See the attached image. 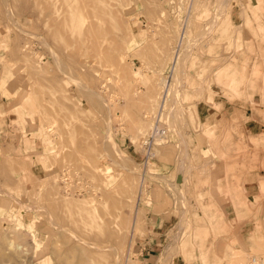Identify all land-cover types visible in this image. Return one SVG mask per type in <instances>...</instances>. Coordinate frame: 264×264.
<instances>
[{"label":"rangeland","instance_id":"374dc122","mask_svg":"<svg viewBox=\"0 0 264 264\" xmlns=\"http://www.w3.org/2000/svg\"><path fill=\"white\" fill-rule=\"evenodd\" d=\"M219 1L0 0V264H126L128 256L131 264L264 263V211L252 213L264 186L255 202L237 186L253 174L264 182L258 141L234 142L233 155L210 153L228 146L225 104L251 97L245 81H264L253 72L263 66L264 37L239 10L253 17L260 2L263 19L264 0ZM184 22L170 114L152 128ZM95 23L105 30L98 54L81 47ZM221 69L236 74V92L217 84ZM215 159L224 165L215 169ZM210 179L232 186L228 215Z\"/></svg>","mask_w":264,"mask_h":264},{"label":"crops","instance_id":"0c3cea01","mask_svg":"<svg viewBox=\"0 0 264 264\" xmlns=\"http://www.w3.org/2000/svg\"><path fill=\"white\" fill-rule=\"evenodd\" d=\"M257 9L256 11L254 10V14L253 17L251 15L250 12H248L247 8L245 10H240V16H241V23H244V21H247L248 19H252L255 22L252 23V27H254L253 32L255 33L256 36H258L257 39H262L264 37V18L260 19L258 16L260 9H261V4L260 2H254L252 3ZM251 4V5H252ZM264 11V8H262ZM264 13V12H263ZM262 13V14H263ZM260 14V16L262 17L263 15ZM252 17V18H251ZM259 21V22H258ZM258 28V30H257ZM260 42V41H259ZM259 58L263 59V66L259 67V68H254L253 72L264 76V54H260L258 55ZM232 77L230 79V81L228 83H223L221 84V86L227 88L228 90H230L231 92H236L237 91V77L235 76L236 74L231 73ZM250 80H247V83L244 82V87L241 90V86H238V91H242L243 95L246 92H249L250 94V98H244V97H238L235 101L231 102V103H226V107L230 108V110L226 113V115H224V121H222V123H225L226 126H222V130L221 135L222 137H226L227 138V143L228 146L226 145H222V147H216V148H220L216 149L215 147H211L210 148V153L211 151H213V153L215 154H226V155H233V150L230 148V146L233 147V143L236 142H242L248 144H252V140L254 141L255 139L258 141L257 147H255L256 149V155H257V159L258 161L256 162V166L257 163L259 164V159H262V157L264 156V81L261 82V78H253L252 83H248ZM210 105H208L209 107ZM211 107V106H210ZM213 112L207 111L206 114H208L206 117H208V121L211 124H214L216 122V119H218V117H216L214 115ZM236 114V127H237V131L236 133H232L230 132L229 126L228 124H232L233 120H232V115ZM234 117V116H233ZM196 119V116L192 118ZM191 120V121H192ZM197 120L199 122L198 116H197ZM228 131L230 133L224 134V132ZM204 131L207 132L208 129L204 128ZM208 134H210L209 132H207ZM224 134V135H223ZM216 135V134H215ZM220 136V138H222ZM231 141H229V140ZM231 144V145H230ZM227 147V148H226ZM248 148H251V146H248ZM214 162H216V167L218 169V165L222 166L224 165V160H214ZM260 165V164H259ZM211 166V165H210ZM259 167V166H258ZM213 169V166H211V170ZM210 170V168H209ZM256 170V169H254ZM258 171L261 172L262 175H264V168H258ZM180 171H177L176 174H179ZM175 174V176H176ZM254 178L251 181H246L243 180L241 183H238V187H241V192L242 195H240V197H242V200L244 198H246V200H248L249 202H251V200L253 202L254 199L253 197L258 195L259 196V188H261L262 182H257V179L255 178V174H253ZM214 180L210 179L208 182L210 183V185H208L212 191V199L215 200V202H217L218 204L221 205V211L223 212L224 215H228V213H231L233 208L231 206V203H235V198L233 197V195H231V197L229 196V188L232 186H229V182H212ZM176 182L177 185H180L179 182ZM228 188V190H227ZM224 189V190H223ZM221 191L220 194L217 191ZM239 194V193H238ZM244 196V197H243ZM245 200V199H244ZM259 200V199H258ZM259 202V201H258ZM261 204L258 208L255 209V206L253 207V212L255 213L256 211H258V216L261 218L262 213L264 211V198L262 199V201H260ZM257 203V202H256ZM254 203V204H256ZM225 204V205H224ZM259 204V203H258ZM263 210V211H262ZM156 214V213H155ZM234 216L232 215L230 218H233Z\"/></svg>","mask_w":264,"mask_h":264},{"label":"bare ground","instance_id":"6f19581e","mask_svg":"<svg viewBox=\"0 0 264 264\" xmlns=\"http://www.w3.org/2000/svg\"><path fill=\"white\" fill-rule=\"evenodd\" d=\"M226 0H221V2H220V4L221 5H223L224 3H225V5H226V3H227V5H228V2L226 1ZM219 4V6H221ZM82 6H83V4H82ZM84 7V6H83ZM82 7V8H83ZM224 7V6H223ZM79 8V7H78ZM84 9V8H83ZM222 9V8H221ZM79 11V10H78ZM78 13L79 12H77V14L76 15H78ZM83 13H85L86 14V12H83ZM81 14V13H80ZM72 15V17H75L76 15H73V13L71 14ZM89 15V14H88ZM95 16H96V14H95ZM79 17V16H78ZM85 18H87V17H85ZM88 19V18H87ZM89 21V20H88ZM63 22V21H62ZM82 22H83V20H82ZM91 22V21H90ZM92 23V22H91ZM77 25V24H76ZM68 27V26H67ZM86 28V27H85ZM84 28V29H85ZM107 28V27H106ZM182 29H181V32H180V34H179V36L177 37V40H176V43H175V45L172 47V49H170L171 50V53H170V55H169V58H168V61H167V69H168V71H170L169 72V74H167V76L166 77H164V78H162V81H161V84H162V91H161V93H160V95L158 96V101L156 102L157 103V109H156V113H155V117H154V119H153V125H152V128L154 127V126H156L157 127V124L159 125V123H162L163 122V119L165 120V118H167V117H165L166 115H169L170 114V109H169V111H167V103H168V101H169V92H170V90H171V88L173 89V86L174 85H177V83H179L178 81V77H177V75H178V72H179V64H180V59H181V56H182V51H185V50H183V48H182V44H183V42L184 41H186V33H187V22H184L183 23V26L181 27ZM66 31V30H65ZM77 31V30H76ZM102 31H105V30H103L102 29V27L100 26V25H98V24H93V26H88L84 31H83V35H82V33H81V36H82V41H81V47L83 48V49H85V48H87V49H89L88 50V53H90L89 51H90V49L92 50V51H94V52H96L97 54L98 53H101L100 52V42H101V40L103 39V37H104V35H103V33H102ZM78 37V36H77ZM188 41V40H187ZM65 42V41H64ZM77 42V41H76ZM187 43V42H186ZM186 46V45H185ZM186 48H187V46H186ZM86 49V50H87ZM161 50V49H160ZM84 51V50H83ZM82 51V52H83ZM157 52V51H156ZM85 53V55L87 56V51H85L84 52ZM169 53V52H168ZM37 55V54H36ZM85 55H84V57H85ZM104 55H105V53H104ZM103 55V56H104ZM98 56V55H97ZM102 56V55H101ZM106 56L107 57H110V56H112V53H109V52H106ZM106 56H104V57H106ZM37 57V56H36ZM82 57H83V55H82ZM96 59V58H95ZM113 59H114V57H113ZM37 61H39V62H41V61H43V56H41L40 54H38V59H37ZM226 72H224V69H221V70H219V72L216 74V82H217V84L218 85H220L221 86V84H225L226 82H228L229 80H230V78H229V74L227 75V74H225ZM101 82V81H100ZM99 86H101V84L99 85ZM101 89V91H103L102 90V88H100ZM95 93V92H94ZM104 93V92H103ZM96 94V93H95ZM27 95V94H26ZM109 98V96L107 97V99ZM113 100V99H112ZM46 102V101H45ZM108 102H111L110 101V99H109V101ZM111 103H109V105H110ZM174 106V105H173ZM172 106V107H173ZM59 107V106H58ZM173 109V108H172ZM23 114V113H22ZM52 115V114H51ZM48 117V116H47ZM54 117V116H53ZM165 117V118H164ZM166 122V121H165ZM42 125V124H41ZM164 126H166V125H164ZM42 127V126H41ZM163 127V126H162ZM139 129V128H138ZM158 129V128H157ZM42 130V129H41ZM46 130H47V128H46ZM50 130V129H49ZM153 130V129H152ZM159 131V130H158ZM42 132V131H41ZM151 134V133H150ZM48 135V134H47ZM152 136L153 135H156V134H151ZM46 137V136H45ZM48 138V137H47ZM146 138V137H145ZM161 138V137H160ZM159 138V139H160ZM152 139H153V137H152ZM151 139V140H152ZM49 141H51V140H49ZM159 141V140H158ZM152 142V141H151ZM151 142H150V144H149V146H148V150L149 151H147L148 153L147 154H145V158H144V160L142 159V161H143V165L144 166H146V164H147V162L149 161V159H151L152 157H153V154H152V152L154 151V149L152 150V145H151ZM161 142V141H160ZM183 142V141H182ZM148 145V143H146V139H143V148H144V146H147ZM183 148V147H182ZM180 149V148H179ZM183 150V149H182ZM145 152H144V149H143V154H144ZM182 157H185V153H184V151H182ZM64 168V167H63ZM67 168V167H66ZM64 170V169H63ZM71 174V173H70ZM65 175V174H64ZM54 176V175H53ZM63 175H61V177H62ZM53 178V177H52ZM54 178H56V177H54ZM59 179H60V177H59ZM62 179V178H61ZM60 179V180H61ZM64 179V178H63ZM69 180H70V177H69ZM72 180V179H71ZM63 184H65V183H63ZM67 184H69V183H67ZM64 186V185H63ZM66 186V185H65ZM71 186V185H70ZM62 187V186H61ZM141 187H142V185H141ZM63 190V192L64 191H66V190H64V189H62ZM86 190V189H85ZM69 191V190H68ZM69 197V196H68ZM70 198V197H69ZM64 200H65V197H64ZM69 200V199H68ZM66 202V201H65ZM69 203V202H68ZM135 211H137V210H135ZM136 213V212H135ZM136 215V214H135ZM133 230V229H132ZM252 258H254V259H256L257 257H255V256H251L250 257V259L249 260H247L248 262H247V264H251V259ZM258 261H260L262 264H264L260 259H257ZM126 264H131V259H130V257L128 256V258H127V260H126V262H125Z\"/></svg>","mask_w":264,"mask_h":264},{"label":"built area","instance_id":"2783aa9c","mask_svg":"<svg viewBox=\"0 0 264 264\" xmlns=\"http://www.w3.org/2000/svg\"><path fill=\"white\" fill-rule=\"evenodd\" d=\"M145 139H146V143H148V145L144 146V148H143L145 153L144 154H143V152L141 153L143 160L145 158V154H147L148 153L147 151H149L148 146H149L150 141H151V134H148ZM250 261H251V264H262L260 261H258L257 259H254V258H252Z\"/></svg>","mask_w":264,"mask_h":264}]
</instances>
